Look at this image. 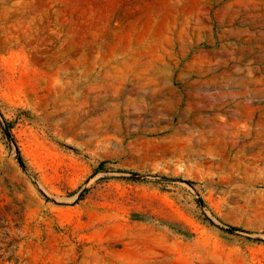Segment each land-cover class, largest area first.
<instances>
[{
	"label": "rangeland",
	"instance_id": "obj_1",
	"mask_svg": "<svg viewBox=\"0 0 264 264\" xmlns=\"http://www.w3.org/2000/svg\"><path fill=\"white\" fill-rule=\"evenodd\" d=\"M0 264H264V0H0Z\"/></svg>",
	"mask_w": 264,
	"mask_h": 264
}]
</instances>
